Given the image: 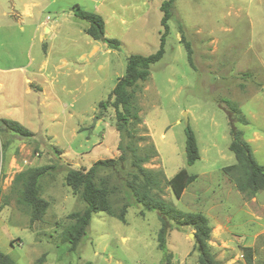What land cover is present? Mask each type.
<instances>
[{"label":"rangeland","instance_id":"obj_1","mask_svg":"<svg viewBox=\"0 0 264 264\" xmlns=\"http://www.w3.org/2000/svg\"><path fill=\"white\" fill-rule=\"evenodd\" d=\"M37 1L34 15L52 28L47 37L34 38L29 48L32 26L22 23L21 30L12 23L6 15L9 0H0V119L15 120L32 132L23 136L0 127V251L16 264H161L158 213L133 198L126 200L119 186L109 197L112 213H93L75 250L69 249L63 232L73 223L69 214L85 207L66 185V172L118 157L119 133L113 97L108 95L124 74L128 55H148L158 48L163 0ZM73 4L100 14L105 35L121 42L119 50L107 55L115 63L114 80L72 83L70 68L93 66L75 61L64 69L67 73L56 75L55 60L73 51L69 35L75 47L87 49L91 40L79 32L87 22L69 18ZM170 13L165 52L134 91L139 132L145 135L138 143L139 154L150 155L144 166L161 174L158 192L168 204L207 217L208 244L221 264H264V191L252 198L243 195L223 170L234 163L230 122L243 131L256 160L264 165V0H173ZM42 59L45 70L38 72ZM232 104L246 124L237 115L229 118ZM187 125L200 152L191 165L185 157ZM46 164L54 168L40 180L39 194L48 207L41 220L30 224L28 208L17 202L20 184L13 185L12 179ZM179 169L198 177L177 199L164 180ZM111 182L116 183L115 178ZM190 232L188 226L169 230L171 264H198ZM245 247L250 248V263Z\"/></svg>","mask_w":264,"mask_h":264},{"label":"trees","instance_id":"obj_2","mask_svg":"<svg viewBox=\"0 0 264 264\" xmlns=\"http://www.w3.org/2000/svg\"><path fill=\"white\" fill-rule=\"evenodd\" d=\"M172 1L163 0L160 4L162 11L160 22L163 29L158 48L148 55H128L125 72L117 79L108 95V98L113 97L111 105L115 109V128L119 133L118 157L98 159L87 169L69 168L66 172V185L85 203V207L81 211L69 214L73 223L63 232L64 239L70 243V250H75L77 247L90 224L93 213L100 211L112 213L109 197L119 186L125 194L126 200L129 201L130 198H133L134 202L141 204L145 210L158 213L160 228L156 240L158 249L163 253L161 264H171L172 254L167 248L169 230L172 228L180 230L186 226L193 230L194 243L198 251V264H221L215 258L208 244L211 227L207 217L200 212H185L168 204L158 192L162 191L161 174L144 166L149 161L150 155L139 154L138 143L145 139V135L139 132L138 126L141 124V118L134 103V91L139 83L144 82L149 76L151 64L158 61L165 52V38L168 33L167 21L171 17ZM73 13L76 17L87 22L84 31L90 38L106 44L110 49H120L121 42L118 39L105 35L104 20L100 14L86 11L78 5H74ZM184 45L190 62L189 43L185 42ZM103 103L100 101L99 105L101 106ZM235 115L239 122L247 123L238 108L232 104L228 116L235 119ZM230 125L229 150L233 153L234 163L225 166L223 170L230 176L237 191L252 198L259 191H264V165L256 160L250 144L244 139L243 131L237 128L233 122H230ZM1 126L19 135H32L29 129L15 120L0 119ZM153 152L154 149H152ZM185 157L188 165L200 158L195 134L188 125L185 127ZM53 168L52 164L27 168L17 173L12 179L13 185L20 184L17 202L28 208L30 224L41 220L46 212L48 201L40 196L39 184L44 176L52 173ZM106 171L111 174L103 173ZM197 177L196 174H190L185 169H179L164 182L178 199L186 186L194 182ZM111 178H115L116 183H112ZM124 213L125 206L119 214L121 220L124 218ZM244 250L246 251V260L250 263V248L245 247ZM0 264H16V261L10 255L0 251Z\"/></svg>","mask_w":264,"mask_h":264},{"label":"crops","instance_id":"obj_3","mask_svg":"<svg viewBox=\"0 0 264 264\" xmlns=\"http://www.w3.org/2000/svg\"><path fill=\"white\" fill-rule=\"evenodd\" d=\"M74 5L69 6V18L76 17L73 13ZM35 7H39L37 0H9L8 12H6L7 16L12 18V23L20 24V29L22 30L24 26L22 23H25L26 26H32L31 32V41L29 42V48L33 46V39L38 37H47V35L51 32V24L43 22H39V16H35L33 10ZM44 10V9H43ZM48 17V16H47ZM49 20V19H47ZM41 25V27H40ZM85 27H80L79 32L84 31ZM41 28V29H40ZM85 32V31H84ZM55 36V35H54ZM53 36V37H54ZM92 40V41H91ZM89 43L87 44V49L82 47H75V42L72 40L69 35V47H73V51L69 50V55L61 54L53 63V68L55 69L56 75H63V73H67L69 69V62H77L82 65H92V70L85 69H75L70 68L73 72L71 75H68L72 80V83L79 85H94V84H102L106 79L114 80L113 74L115 69V63L112 64L111 57H107V55L112 54V51L108 46L100 41L93 40L91 38ZM51 49V46H50ZM100 55V56H99ZM108 61V64H107ZM31 63L28 62V65ZM89 69V68H88ZM45 70V60L42 59L40 66L38 67V72H42ZM108 70H111L108 75ZM56 77L53 75V78ZM66 77V76H65ZM33 80V79H32ZM106 80L105 82H107ZM117 80L114 81L111 89L114 87ZM88 90V89H86ZM78 89L71 93L75 94ZM84 90H82V93Z\"/></svg>","mask_w":264,"mask_h":264},{"label":"water","instance_id":"obj_4","mask_svg":"<svg viewBox=\"0 0 264 264\" xmlns=\"http://www.w3.org/2000/svg\"><path fill=\"white\" fill-rule=\"evenodd\" d=\"M184 114H185L184 120H185V122H187L186 112H184ZM188 236H190L191 238H194V234H193V232H190V233L188 234Z\"/></svg>","mask_w":264,"mask_h":264}]
</instances>
